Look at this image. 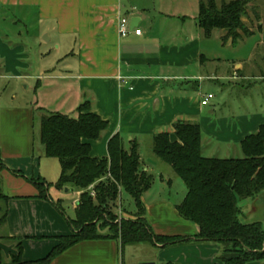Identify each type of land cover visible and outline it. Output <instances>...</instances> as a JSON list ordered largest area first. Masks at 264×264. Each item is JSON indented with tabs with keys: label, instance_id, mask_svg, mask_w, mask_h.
I'll use <instances>...</instances> for the list:
<instances>
[{
	"label": "crops",
	"instance_id": "obj_1",
	"mask_svg": "<svg viewBox=\"0 0 264 264\" xmlns=\"http://www.w3.org/2000/svg\"><path fill=\"white\" fill-rule=\"evenodd\" d=\"M0 7L35 9L36 38L46 34L50 43L55 40L54 48L41 47L40 64L34 67L24 44H8L10 36L0 33V194L7 197L0 199V218L7 213L0 229L3 262L5 255L6 264H11L21 243L23 264H38L59 245V238L73 235L71 221L76 218L80 192L51 187L48 198L41 199L29 179L55 184L59 173V162L47 158L42 147V119L47 113L76 117L86 102L108 123L101 138L91 143V155L108 157V144L117 135L126 150L136 141L143 171L154 177L152 188L143 196L148 224L158 236L195 240L199 229L177 212L187 194L177 203L165 196H171L169 176L174 172L154 155L153 137L173 135L178 122L196 123L203 134L204 157L228 159L232 153L239 154L241 143L264 125V104L259 112H222L224 100L214 96L217 89L212 83L224 75L218 68L222 46L233 42H223L224 34L216 30L205 37L198 20L200 0H0ZM124 18L131 30L125 38L118 33ZM133 18L139 19L135 28ZM17 35L23 37L21 32ZM244 68L236 62L232 76L224 77L238 80ZM209 95L213 99L203 106ZM144 143L149 144L154 160L143 159ZM121 195L120 220L134 219L136 207L126 212ZM260 199L264 201V193L241 203L240 216L254 210L255 202L264 206ZM101 234L108 235L107 229ZM142 245L123 247L115 239L86 241L50 264H126L125 249L132 248L133 258ZM154 247L159 250L158 259L137 264H216L220 251L214 243L199 242Z\"/></svg>",
	"mask_w": 264,
	"mask_h": 264
},
{
	"label": "trees",
	"instance_id": "obj_2",
	"mask_svg": "<svg viewBox=\"0 0 264 264\" xmlns=\"http://www.w3.org/2000/svg\"><path fill=\"white\" fill-rule=\"evenodd\" d=\"M264 0H232L219 7L216 0H200L199 27L210 38L215 30L226 32L223 42L234 45L254 35L244 18L251 5ZM108 123L92 112L86 102L77 109V116L47 113L41 124V143L47 158L56 159L61 174L56 184L29 179L47 199L51 187H70L80 192L76 218L71 221L73 235L59 238V245L50 256L38 264H50L54 258L86 241L120 240L123 247L151 244L164 247L185 243L221 245L220 264H252L264 262V227L261 223L240 221V204L264 193V125L257 134L240 145L243 158H206L203 154V134L199 124L178 122L173 135L153 137L152 151L169 166L187 188L184 201L177 206L179 216L195 225L199 231L195 240L158 236L146 220L143 196L152 188L154 177L143 171L139 144L131 142L126 150L117 135L108 144V157L95 158L92 142L98 141ZM17 175H20L17 173ZM121 192L135 204L134 219H122L117 214ZM1 198H7L0 194ZM7 213L0 218V229ZM108 230V235L101 232ZM11 264H23L22 244ZM0 264H4L0 252Z\"/></svg>",
	"mask_w": 264,
	"mask_h": 264
},
{
	"label": "rangeland",
	"instance_id": "obj_3",
	"mask_svg": "<svg viewBox=\"0 0 264 264\" xmlns=\"http://www.w3.org/2000/svg\"><path fill=\"white\" fill-rule=\"evenodd\" d=\"M231 1L232 0H216V3L220 7L223 2ZM26 12L27 11L20 8L0 7V33L3 32L4 34L10 36L8 39V44H19L20 46L24 44L26 50L31 54V59L33 58V66L37 67L40 64V62H38L39 50L41 49V47H45L47 49L54 48L53 45L55 43V40L53 39L52 43H50V37H48V35L46 34L42 38H36L38 37L37 31L39 29V24L37 22V12L35 9H31L28 10L27 13ZM243 21L246 27H248V29H250V31L253 32L254 35L244 39L243 41H240L237 45L232 44L230 46H222V49L220 50V53L222 54V60L218 65V68L220 74L224 75L219 76L220 79L218 80V82H208L212 83L217 89V92L213 93L214 96L217 98H222L224 100V104H222L220 107L223 113L229 112L230 109H241L242 111L254 110L256 112H259L258 110L264 104V2L257 1L253 3L249 9L248 16L245 17ZM27 31L30 32L29 35L25 34ZM18 32L23 33L22 38L20 37V35H17ZM220 32L224 34V36H226L225 31L216 30V33ZM236 62L244 64L245 68L243 77L238 80L225 78L224 76H226V74H231L232 76L234 64ZM244 77L245 79H243ZM35 123L37 130L38 128H40V121L38 120ZM151 153L152 152L149 144L144 143L142 151L143 159L154 160V158L156 157ZM205 156L208 157V154H205ZM226 158H243V154L242 152H239V154L236 155L235 153H232L230 157ZM50 161H55L54 163L59 165L56 160ZM58 171L59 173H56L57 182L60 177V167L58 168ZM169 178L173 180V187L171 190V196L167 194L165 196L169 197L172 201L177 203L183 197V195L187 194L188 190L183 181L179 178H176L174 173L173 176H169ZM121 197V208H123L126 212L131 213L135 209L133 199L125 193H122ZM262 199L259 200L260 204L264 202ZM117 205L119 207V203ZM254 206V210L245 213L246 217L240 216V221L246 224V222L249 223L252 222L251 220H255L253 223L260 222L264 227V206H259L257 202L254 203ZM71 209V206H66L67 213H69ZM115 223L120 224L121 220L119 219L115 221ZM107 233H109L108 230ZM216 245H218L220 249L216 264H220L222 248L221 245ZM138 249L139 250L134 253L133 258L132 248L128 247L125 249L124 262L126 264H137V262H145L147 260L154 261L158 259L159 250L154 246L150 244H144ZM3 253H5V251ZM3 256L4 262L6 264L5 255ZM156 264L161 263L158 262Z\"/></svg>",
	"mask_w": 264,
	"mask_h": 264
},
{
	"label": "built area",
	"instance_id": "obj_4",
	"mask_svg": "<svg viewBox=\"0 0 264 264\" xmlns=\"http://www.w3.org/2000/svg\"><path fill=\"white\" fill-rule=\"evenodd\" d=\"M129 24H130V21L126 18L120 20L119 25H118V33L121 37L125 38L130 34L131 30L129 28ZM135 34L141 35V31L135 30ZM212 99H213L212 95L205 97L204 101L202 102V105L208 106L210 100H212Z\"/></svg>",
	"mask_w": 264,
	"mask_h": 264
},
{
	"label": "water",
	"instance_id": "obj_5",
	"mask_svg": "<svg viewBox=\"0 0 264 264\" xmlns=\"http://www.w3.org/2000/svg\"><path fill=\"white\" fill-rule=\"evenodd\" d=\"M138 23H139V19H137V18H133V19L131 20V27H132V28L137 27V26H138ZM145 264H155V263H145Z\"/></svg>",
	"mask_w": 264,
	"mask_h": 264
}]
</instances>
